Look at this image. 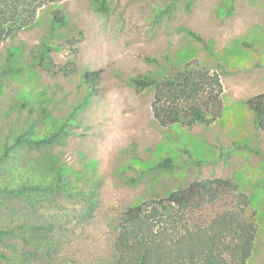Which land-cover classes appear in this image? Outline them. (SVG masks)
<instances>
[{
	"label": "rangeland",
	"instance_id": "1",
	"mask_svg": "<svg viewBox=\"0 0 264 264\" xmlns=\"http://www.w3.org/2000/svg\"><path fill=\"white\" fill-rule=\"evenodd\" d=\"M105 3L106 10L93 0L46 4L33 25L0 43V137L65 128L57 142L22 145L7 159H33L37 171L20 180L62 173L70 182L69 192L39 209L40 219L68 216L59 260L112 264L113 228L124 209L221 177L261 214L251 257L260 261L264 131L247 100L264 92V0ZM56 9L65 23L52 28ZM193 58L219 73L223 114L210 125L161 126L151 113L153 88L138 89L134 80L161 78ZM87 70L100 71L94 89L83 79ZM167 158L170 167L158 166ZM86 199L88 219L80 216Z\"/></svg>",
	"mask_w": 264,
	"mask_h": 264
},
{
	"label": "trees",
	"instance_id": "2",
	"mask_svg": "<svg viewBox=\"0 0 264 264\" xmlns=\"http://www.w3.org/2000/svg\"><path fill=\"white\" fill-rule=\"evenodd\" d=\"M58 1L0 0V43L33 25L39 8ZM93 1L106 10L105 0ZM64 23L60 11L54 10L51 27ZM83 79L94 89L100 71L87 70ZM134 85L153 88L151 113L161 126L210 125L223 114L219 73L195 58L161 78H138ZM247 104L257 128L264 131V92L250 97ZM34 129L0 137V264H86L59 260L68 216L60 219L50 214L40 219L41 205L69 192L70 182L62 173L51 180L43 175L20 180L25 172L37 171L32 158L18 156L14 165L8 164L15 148L47 146L65 133L63 127L45 134ZM170 162L167 158L158 166L170 167ZM251 206L250 198L235 183L221 177L195 179L164 197L143 200L117 218L112 264H264V254L260 261H251L261 215ZM83 209L80 216L90 218L87 199Z\"/></svg>",
	"mask_w": 264,
	"mask_h": 264
}]
</instances>
